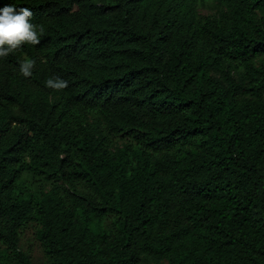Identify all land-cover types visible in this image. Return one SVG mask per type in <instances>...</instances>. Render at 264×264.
<instances>
[{"label": "trees", "instance_id": "16d2710c", "mask_svg": "<svg viewBox=\"0 0 264 264\" xmlns=\"http://www.w3.org/2000/svg\"><path fill=\"white\" fill-rule=\"evenodd\" d=\"M4 4L45 31L0 58V264L30 226L51 264H264V0Z\"/></svg>", "mask_w": 264, "mask_h": 264}, {"label": "clouds", "instance_id": "9594fccd", "mask_svg": "<svg viewBox=\"0 0 264 264\" xmlns=\"http://www.w3.org/2000/svg\"><path fill=\"white\" fill-rule=\"evenodd\" d=\"M34 13L28 7H16L4 4L0 7V58L22 50L26 44L38 45L41 42L45 28L34 25L31 20ZM35 61L23 60L20 71L24 77H30L35 67ZM48 88L61 91L68 87V82L60 77H53L46 81Z\"/></svg>", "mask_w": 264, "mask_h": 264}, {"label": "rangeland", "instance_id": "374dc122", "mask_svg": "<svg viewBox=\"0 0 264 264\" xmlns=\"http://www.w3.org/2000/svg\"><path fill=\"white\" fill-rule=\"evenodd\" d=\"M225 6L220 5L219 2L207 3L200 6L198 13L205 16H217L220 12L225 11ZM36 228L30 226L23 234L21 247L32 255L33 264H51L43 253L40 243L37 239Z\"/></svg>", "mask_w": 264, "mask_h": 264}]
</instances>
